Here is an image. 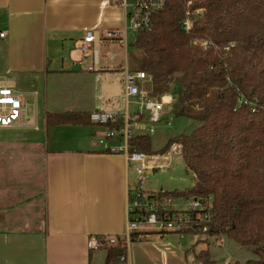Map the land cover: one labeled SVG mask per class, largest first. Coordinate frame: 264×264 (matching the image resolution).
<instances>
[{
    "label": "crops",
    "instance_id": "1",
    "mask_svg": "<svg viewBox=\"0 0 264 264\" xmlns=\"http://www.w3.org/2000/svg\"><path fill=\"white\" fill-rule=\"evenodd\" d=\"M124 25L123 8L108 0H0V32H5L0 52L7 73L15 76L1 83L13 86L26 109L25 117L7 128H24L34 117L33 130L46 131L45 139L0 140V158L10 166L0 172V264H106L112 246H94V241L127 236L128 190L139 178L121 148L122 133L107 136L125 125L124 118L98 124L91 113L127 115L132 135L150 134L152 125L146 124V113L136 117L139 108L126 96L124 51L118 61L102 62L101 71L76 65L86 29L104 36ZM134 58L128 53L129 70L142 71L141 59ZM85 59L92 62L91 56ZM145 86L153 91L150 83ZM135 122L146 129L135 128ZM8 145L13 151H3ZM188 232L129 242L127 260L119 264H201L197 240Z\"/></svg>",
    "mask_w": 264,
    "mask_h": 264
},
{
    "label": "trees",
    "instance_id": "2",
    "mask_svg": "<svg viewBox=\"0 0 264 264\" xmlns=\"http://www.w3.org/2000/svg\"><path fill=\"white\" fill-rule=\"evenodd\" d=\"M134 45L139 70L153 77L152 95L170 93L171 113L200 125L160 152L150 134H134L130 151L163 155L180 144L195 184L158 193L211 201L207 234L254 248L257 258L247 264H264V0H167ZM125 252L123 243L109 247L106 264H119ZM198 257L217 263L208 250Z\"/></svg>",
    "mask_w": 264,
    "mask_h": 264
},
{
    "label": "built area",
    "instance_id": "3",
    "mask_svg": "<svg viewBox=\"0 0 264 264\" xmlns=\"http://www.w3.org/2000/svg\"><path fill=\"white\" fill-rule=\"evenodd\" d=\"M109 3L117 4L123 8L125 14L124 28L119 32L107 30L102 36L98 30L89 28L85 30L82 41L78 45L79 60L76 62L80 68L87 71H101L105 69L101 61L100 48L103 44L113 46L119 45L124 51V61L121 70L125 76L126 96L133 97L139 108V114L148 112L150 121L156 123L162 120L165 114V106L171 104L166 94L161 97L152 95L145 83H150L153 87V77L145 71L132 72L128 67V32L130 30L139 32L141 30H152L153 16L162 10L167 0H108ZM189 14V12H188ZM192 24L191 17H187L183 23L184 28L189 30ZM4 37L5 32H0ZM104 42V43H103ZM86 56H91L92 62L87 63ZM107 62L119 60L118 53L109 50L105 54ZM169 96V95H168ZM25 104L23 99L15 92L13 86L9 84L0 85V126H15L25 117ZM124 118V126L120 130H111L107 136H115L118 133L123 135V146L121 147L128 159L129 164L139 173L140 178L137 183L130 186L128 190L129 203L127 208V231L124 239L117 237H104L94 241V246H116L120 243L128 247L135 234V241H142L152 234L179 233L184 234L186 230H199L208 232V223L212 217L208 209L211 201L203 202L198 198H184L187 209L177 207L174 198L165 196L163 193L147 192L143 188V177L157 168V158H151L141 151H130L129 139L132 137V126L129 124L127 115L120 116L117 112L106 110H96L91 113V120L98 124L117 123L120 118ZM137 121V120H136ZM138 123V124H137ZM138 125V126H137ZM137 129H146L139 126V122L133 125ZM148 132H155L154 126H150ZM102 144L108 145L106 139H101ZM178 152L182 157L181 145L174 143L168 150L167 155ZM164 191V190H162ZM127 255L121 256V261L125 262Z\"/></svg>",
    "mask_w": 264,
    "mask_h": 264
},
{
    "label": "rangeland",
    "instance_id": "4",
    "mask_svg": "<svg viewBox=\"0 0 264 264\" xmlns=\"http://www.w3.org/2000/svg\"><path fill=\"white\" fill-rule=\"evenodd\" d=\"M138 32L130 30L128 32V53L129 56L133 59L134 55L137 56V59H141V54L135 47L134 43L136 41V37ZM122 48H106L102 46L100 48L101 60L104 62L105 54L107 51L112 50L117 52L118 54H123ZM139 52V53H138ZM77 55L79 54L78 50H76ZM5 53L4 51L0 52V85L1 80L11 79L15 77L11 73H7L5 67ZM135 60V58H134ZM173 97V96H172ZM132 101L134 100L131 97ZM173 99L170 105L166 107L167 118L165 116L160 122L152 123L149 119L146 121L148 127L153 125L155 128V132L151 133L152 138V149L154 152H160V150L166 145L170 138L181 135V134H190L197 126L200 125V122L189 118V117H175L171 113ZM29 114L33 113L34 104L29 106ZM137 110L135 104H131V112ZM147 117H150V114L146 112ZM35 120L34 117H31V120L24 124V128H7L0 126V140L2 142L11 141V140H27L31 139L33 136H41L45 139L46 131L39 130L34 131L32 126H34ZM44 129V128H43ZM0 141V142H1ZM14 148H10L9 145L7 148H3V151H13ZM7 153L4 152V155ZM159 153L154 154L151 158H157V164L159 168L156 169L155 172L147 173L143 177V188L149 191H158L159 189H164L168 191L174 190H185L191 188L193 185V174L192 172H188L185 169L184 161L178 152L173 153L172 155H158ZM7 156V155H6ZM8 160L5 158H0V172L10 170V166ZM134 171V170H133ZM133 176L140 178V175L137 171H134ZM177 207L187 209L188 205L185 204L186 200L184 198H174ZM187 236H193L197 240V248L196 253L198 257V253L200 250L208 249L209 255L211 259H214L216 264H233L235 262H239L240 264H247V262L251 259L257 258V255L254 252V248L252 247H244L237 243L235 240L228 237L226 234H221L220 236H209L207 233L198 231V232H188ZM205 238H208V243L205 241ZM200 240V241H199ZM223 240V243L219 242ZM203 259L200 260L202 262Z\"/></svg>",
    "mask_w": 264,
    "mask_h": 264
}]
</instances>
